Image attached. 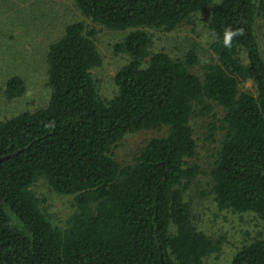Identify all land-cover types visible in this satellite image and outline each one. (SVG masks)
I'll use <instances>...</instances> for the list:
<instances>
[{
	"label": "trees",
	"instance_id": "1",
	"mask_svg": "<svg viewBox=\"0 0 264 264\" xmlns=\"http://www.w3.org/2000/svg\"><path fill=\"white\" fill-rule=\"evenodd\" d=\"M110 29L130 30L115 46L128 55L105 99L94 76L103 63L97 29L69 23L50 46L48 105L0 119V264H204L220 243L194 222L185 188L197 175L191 119L222 106L224 137L212 169L218 207L253 212L264 221V55L256 33V0H73ZM212 7L215 62L204 77L191 50L185 59L154 51L149 29L173 30ZM231 26L243 35L223 45ZM252 81L256 91L243 90ZM27 91L16 75L13 99ZM168 126L133 164L114 158L127 134ZM44 179L76 196L65 227L53 223L33 187ZM230 264H264V236Z\"/></svg>",
	"mask_w": 264,
	"mask_h": 264
},
{
	"label": "rangeland",
	"instance_id": "2",
	"mask_svg": "<svg viewBox=\"0 0 264 264\" xmlns=\"http://www.w3.org/2000/svg\"><path fill=\"white\" fill-rule=\"evenodd\" d=\"M256 1L260 7L263 5L264 0ZM211 15L212 7L195 13L173 30L149 29L153 50L185 59L194 49L199 61L192 71L204 77L206 65L217 59L212 50L215 35L210 28ZM79 20L98 31L96 38L103 63L93 72L100 92L105 99L116 95V75L129 58L115 46L130 30L110 29L93 22L73 0H0V119L48 105L52 94L47 60L50 46L60 39L69 23ZM256 33L264 55V9L257 17ZM16 75L25 79L27 91L10 99L6 94L7 82ZM241 88L256 91L252 81L242 83ZM223 116V107L216 105L211 115L197 112L191 119L198 143L193 160L198 172L186 185L185 196L195 224L220 243V250L207 257L204 264H230L244 245L264 236V221L255 213L221 210L216 202L211 173L224 132L218 129L214 140L210 134L213 123L223 124ZM168 131L169 127L164 125L127 134L113 147V156L123 165L133 164L150 140ZM33 189L53 223L65 227L76 209V196L58 193L44 179L38 180Z\"/></svg>",
	"mask_w": 264,
	"mask_h": 264
},
{
	"label": "clouds",
	"instance_id": "3",
	"mask_svg": "<svg viewBox=\"0 0 264 264\" xmlns=\"http://www.w3.org/2000/svg\"><path fill=\"white\" fill-rule=\"evenodd\" d=\"M240 35H243V31L241 29H233L231 26L226 27L223 36L224 47L230 49L232 47L233 39Z\"/></svg>",
	"mask_w": 264,
	"mask_h": 264
}]
</instances>
